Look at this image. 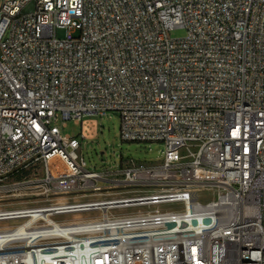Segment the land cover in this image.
Wrapping results in <instances>:
<instances>
[{"label": "built area", "instance_id": "obj_1", "mask_svg": "<svg viewBox=\"0 0 264 264\" xmlns=\"http://www.w3.org/2000/svg\"><path fill=\"white\" fill-rule=\"evenodd\" d=\"M0 264H264V0H0Z\"/></svg>", "mask_w": 264, "mask_h": 264}, {"label": "rangeland", "instance_id": "obj_2", "mask_svg": "<svg viewBox=\"0 0 264 264\" xmlns=\"http://www.w3.org/2000/svg\"><path fill=\"white\" fill-rule=\"evenodd\" d=\"M58 36H63V31L58 30ZM172 37H183L186 31L183 28H175L171 31ZM98 122V133L93 139H81L79 136L81 126L68 122L62 128V132L77 136L81 140V156L87 163L89 169L97 171L116 170L122 160H133L135 162L152 163L162 159L165 145L163 142H138L123 141L121 139V118L117 111H109L104 116H94ZM202 199L213 198L209 192L201 194ZM86 199H91L87 197ZM134 209V208H130ZM60 218L71 219V215Z\"/></svg>", "mask_w": 264, "mask_h": 264}]
</instances>
